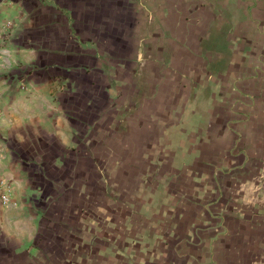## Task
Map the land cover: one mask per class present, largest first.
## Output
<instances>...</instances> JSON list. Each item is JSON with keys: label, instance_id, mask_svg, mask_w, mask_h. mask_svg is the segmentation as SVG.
I'll use <instances>...</instances> for the list:
<instances>
[{"label": "crops", "instance_id": "0c3cea01", "mask_svg": "<svg viewBox=\"0 0 264 264\" xmlns=\"http://www.w3.org/2000/svg\"><path fill=\"white\" fill-rule=\"evenodd\" d=\"M6 22L0 264H264V0H0Z\"/></svg>", "mask_w": 264, "mask_h": 264}, {"label": "built area", "instance_id": "2783aa9c", "mask_svg": "<svg viewBox=\"0 0 264 264\" xmlns=\"http://www.w3.org/2000/svg\"><path fill=\"white\" fill-rule=\"evenodd\" d=\"M11 26V22H6L1 28H0V66L2 65L3 61V47L2 43L4 41V35L5 31L8 30ZM9 193H10V187L7 185L6 180L0 178V203L2 205H9L10 204V198H9Z\"/></svg>", "mask_w": 264, "mask_h": 264}, {"label": "rangeland", "instance_id": "374dc122", "mask_svg": "<svg viewBox=\"0 0 264 264\" xmlns=\"http://www.w3.org/2000/svg\"><path fill=\"white\" fill-rule=\"evenodd\" d=\"M106 75H107V76H112L111 73H110V71H108V72L106 73Z\"/></svg>", "mask_w": 264, "mask_h": 264}]
</instances>
